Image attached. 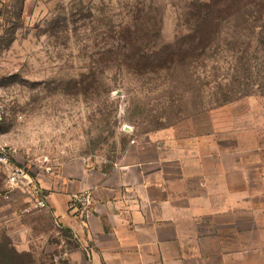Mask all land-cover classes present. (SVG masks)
I'll return each mask as SVG.
<instances>
[{
  "label": "rangeland",
  "instance_id": "374dc122",
  "mask_svg": "<svg viewBox=\"0 0 264 264\" xmlns=\"http://www.w3.org/2000/svg\"><path fill=\"white\" fill-rule=\"evenodd\" d=\"M194 1L0 0V141L15 163L31 177L74 160L107 170L147 136L264 150V46L232 17L187 50ZM4 181L0 264L7 249L62 262L63 231Z\"/></svg>",
  "mask_w": 264,
  "mask_h": 264
},
{
  "label": "crops",
  "instance_id": "0c3cea01",
  "mask_svg": "<svg viewBox=\"0 0 264 264\" xmlns=\"http://www.w3.org/2000/svg\"><path fill=\"white\" fill-rule=\"evenodd\" d=\"M199 140L138 137L107 170L69 161L9 191L66 233L53 264H264V150Z\"/></svg>",
  "mask_w": 264,
  "mask_h": 264
},
{
  "label": "trees",
  "instance_id": "16d2710c",
  "mask_svg": "<svg viewBox=\"0 0 264 264\" xmlns=\"http://www.w3.org/2000/svg\"><path fill=\"white\" fill-rule=\"evenodd\" d=\"M191 6L193 28L187 50L199 48V41L204 44L202 48L209 45L218 35L221 21L232 17L246 24L250 20L252 30L256 29L255 43L264 46V0H196ZM5 251L11 254V259H15L11 264H34L28 254L17 253L13 249Z\"/></svg>",
  "mask_w": 264,
  "mask_h": 264
},
{
  "label": "built area",
  "instance_id": "2783aa9c",
  "mask_svg": "<svg viewBox=\"0 0 264 264\" xmlns=\"http://www.w3.org/2000/svg\"><path fill=\"white\" fill-rule=\"evenodd\" d=\"M4 121L3 106L0 102V127ZM122 132L129 134L132 132L130 126L123 125L121 128ZM132 142V141H131ZM16 160V149L6 142L0 141V169L5 175L4 187L9 191L14 188H21L25 186V182L29 180V176L25 170L15 163ZM43 172L47 175L53 174V168L45 166ZM8 193L0 196V199L7 200ZM91 205V196L86 191H79L71 195L68 203V209L80 214L85 217L88 213V208ZM45 200L39 198L34 202V207L37 209L45 208Z\"/></svg>",
  "mask_w": 264,
  "mask_h": 264
}]
</instances>
